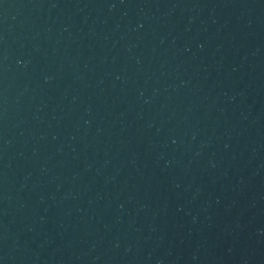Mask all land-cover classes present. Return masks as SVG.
Returning a JSON list of instances; mask_svg holds the SVG:
<instances>
[{"label": "water", "instance_id": "water-1", "mask_svg": "<svg viewBox=\"0 0 264 264\" xmlns=\"http://www.w3.org/2000/svg\"><path fill=\"white\" fill-rule=\"evenodd\" d=\"M0 264H264V0H0Z\"/></svg>", "mask_w": 264, "mask_h": 264}]
</instances>
